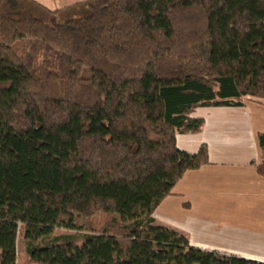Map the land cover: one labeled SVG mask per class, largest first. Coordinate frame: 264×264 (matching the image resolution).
<instances>
[{"label":"trees","instance_id":"trees-1","mask_svg":"<svg viewBox=\"0 0 264 264\" xmlns=\"http://www.w3.org/2000/svg\"><path fill=\"white\" fill-rule=\"evenodd\" d=\"M247 96L264 99V0H0V264L22 228L37 264H264L153 217L209 163L177 145L193 112Z\"/></svg>","mask_w":264,"mask_h":264},{"label":"crops","instance_id":"crops-1","mask_svg":"<svg viewBox=\"0 0 264 264\" xmlns=\"http://www.w3.org/2000/svg\"><path fill=\"white\" fill-rule=\"evenodd\" d=\"M264 99L243 106L198 107L196 133H178L180 149L207 145L209 163L185 172L153 212L157 225L185 233L193 246L264 262V173L259 133ZM33 262V261H32ZM33 264H37L33 262Z\"/></svg>","mask_w":264,"mask_h":264},{"label":"rangeland","instance_id":"rangeland-1","mask_svg":"<svg viewBox=\"0 0 264 264\" xmlns=\"http://www.w3.org/2000/svg\"><path fill=\"white\" fill-rule=\"evenodd\" d=\"M37 1L41 2L42 4L52 9H55L59 7H64L66 5H69L71 3H75L81 0H37ZM259 106H261V108L264 109V105H259ZM94 220L98 222L99 224H101L105 221V216L103 214H97L95 215ZM22 231H23V228L19 234V239L17 243L18 244L17 245L18 264H33L32 260L26 254ZM56 233L57 234L69 233V234H76V235L81 234V233L76 232L75 230H70L66 228H59L56 230Z\"/></svg>","mask_w":264,"mask_h":264}]
</instances>
